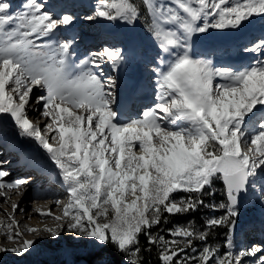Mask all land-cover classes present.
Returning a JSON list of instances; mask_svg holds the SVG:
<instances>
[{"label": "snow or ice", "instance_id": "6c2138e0", "mask_svg": "<svg viewBox=\"0 0 264 264\" xmlns=\"http://www.w3.org/2000/svg\"><path fill=\"white\" fill-rule=\"evenodd\" d=\"M141 5L162 54L155 70L158 93L154 106L122 122L113 107L117 78H105L101 69L108 64L119 72L127 62L124 50L105 46L73 65L74 39H53L72 24L71 14L56 16L44 3L26 0L24 10L13 15L0 0V114L45 151L67 192L62 214L53 217L56 226L27 232L43 231L52 239L75 232L76 239L112 245L126 264H143L141 236L156 248L159 264H245L258 254L249 264H264V249L235 250L233 244L241 194L264 180V38L244 46L256 59L239 70L215 67L192 51L194 37L210 29L239 30L264 19V0H141ZM140 16L133 0H98L87 19L131 25ZM34 95L43 126L27 116ZM8 175L0 170V196L21 194L28 181L4 182ZM215 180L222 181L226 200L210 207L223 215L210 217L204 230L189 224L169 229L170 239L153 234L169 216L209 207L203 195ZM176 193L186 195L177 199ZM260 195L264 203V187ZM18 209L12 203V215L0 220V233L18 246L0 252L23 255L35 243L19 239L25 233L15 219ZM39 214L51 216V210ZM218 227L227 229L223 252L206 243Z\"/></svg>", "mask_w": 264, "mask_h": 264}, {"label": "rangeland", "instance_id": "374dc122", "mask_svg": "<svg viewBox=\"0 0 264 264\" xmlns=\"http://www.w3.org/2000/svg\"><path fill=\"white\" fill-rule=\"evenodd\" d=\"M135 1H136V4L138 5V7L140 8V12H141L140 19L137 20L134 24H131V25L126 24V23H124L122 21L116 20L119 23L118 27L123 30L124 39L126 38V36L128 34H130L133 37L134 44H136V39L140 42V38L139 37H142V35H147L149 37L148 42H152L154 44V41H152L150 33L148 32V24L150 23V18L148 17V15L146 13V10L142 7L141 0H133L134 3H135ZM90 2L91 3H90V8L89 9L91 10L92 16H93L94 15V10H95L94 4L98 3V0H90ZM62 13L63 14H68V9H64V11ZM84 14L86 16H88V17L90 16V12L89 11L86 12V10H85ZM79 16H81V15H79ZM74 19H76L75 16H73V20ZM78 20H84V21L87 20L90 23H92L91 27L93 28V30L92 29H87L88 32L91 31V33H92L90 35L91 37H94V35L97 34V28H98L97 23H98L99 20H100L99 22H102L104 24H107L108 22H110V21L105 20L103 18H95V19L89 20L87 18H83V17L80 18L79 17ZM79 23H80V27L81 28H87V26L89 25L88 22L85 25H83L81 22H79ZM124 28H126V29H124ZM211 31H212V33H218L219 32L218 30H214V29H212ZM81 35H83L82 31H80V36ZM86 36L89 37V35H86ZM243 39H244V37H243ZM212 41H213V39L210 40V41H206L205 43H207V42L209 43V42H212ZM226 45H227L226 43H222L221 44V46H226ZM101 46H110L111 47V45L108 44L107 42H104V41L100 40L99 43L97 44L96 48L98 49ZM115 47H120L122 49H125L124 48V44H120L119 46H115ZM141 53H142V50H141ZM125 54L127 56V52L126 51H125ZM140 56H142V55H140ZM82 57H85V56H82ZM262 58H264V57H262ZM154 61H155L154 58H152L151 59V63H150V65L152 67L149 68L150 72H152L154 70V65H155ZM145 63H147V60L145 61ZM106 67H107V64L103 65V68L101 70L105 71ZM106 75L104 76L105 78H107ZM107 76H109V75H107ZM156 82H157V80H156ZM152 90H154L153 91L154 94H157L158 93V86H154V89H152ZM34 93H35V95H39L40 94L39 91H37V90H34ZM35 95L33 96V100H32L31 106H29L27 108V116H28L29 119L31 118L30 120L34 124L35 123H40L41 124V122H39V121L44 120V119L42 117H40L39 110H38L39 116H37V117H34L30 113V110L32 108L36 107V109H37L39 107L35 103ZM156 97H157V95L155 96V98ZM155 102L156 101H154L153 103L155 104ZM36 121H38V122H36ZM41 126H43V125H41ZM11 127H12L11 131L14 130L13 126H11ZM14 128H15V130H14L15 137L16 138H24V137H21L19 135V132L16 129V127H14ZM245 130L247 131V129H245ZM25 139H29V138H25ZM38 155H40V153H38ZM8 156L9 155H6L2 159H0V163L2 161H5L6 164H7L9 159H10V158L7 159ZM12 156H13L12 158H15V154L14 153H12ZM10 165H12V164H10ZM11 168H12L11 169V171H12L13 167L11 166ZM2 169H6L7 170L6 172L9 174L8 176L5 177V178H7L5 181L12 180L11 179L12 174H11V171H9V168L5 164H2L0 166V170H2ZM23 174H24V176L22 175L23 178L28 175V174H25V173H23ZM16 179H17V176H13V180L17 181ZM27 179H29V177L28 178L26 177V180ZM37 184H39V182ZM27 185H30V184L27 183ZM251 186H254V185H250L249 188ZM253 189L255 191H258V193H259V192H261L262 188H260V186H257V187H253ZM26 192L27 193L29 192L28 188L26 189ZM184 195H186V194H184V193H176L175 194L177 199H179L181 196H184ZM249 195H248V192L245 193L244 194V198L241 201L242 203L244 201H246L247 202L246 205L248 204V207L245 208V211L240 212V207H239V213L240 214H239V216L237 218V227H236V230H235V232L233 234V243L234 242H238L236 245L234 244V247H235L236 250H237V248L240 249V247L243 249V248L251 247L253 245L259 246L261 249H264V247H263L264 243L263 242L260 243L258 241V239L262 235H264V210H261V211L257 210L256 206L252 203L251 198L249 197ZM2 197H5V196H2ZM49 198H50L49 196L33 197V195H32L31 199L26 201L27 205L26 206L20 205V207L23 208V210H25V211H29V210H32V209L35 208V202L41 201L42 199L48 200ZM54 199L55 198H53V200ZM45 200H42V201H45ZM203 200H204V205H209V207L200 206L194 212H187V213L175 215V217H179V220L168 218V222L167 223H163L162 222L159 226L154 227V229L152 230L153 234L154 235H156V234L164 235L166 239H170L171 237L168 236L169 229H172V228H174V227H176L178 225L187 226L189 224L194 226L197 230H204L205 222L210 217H213V216L219 217V216L223 215L224 214V210L219 209V208H217L216 210H213L210 207L211 205H217L218 206L220 203L225 202V200H226V197L224 195L223 185L221 184L220 180H215L213 182L212 186L207 189V191L203 195ZM23 203L24 202H22L21 204H23ZM9 205H10V203L7 202L6 204H4V207L6 209H8ZM263 205H264V203H263ZM51 208L52 207H51V204H50L49 207H48V210L49 209L51 210ZM58 209L59 208H57V210ZM58 212H59V210H58ZM1 213H3V209H2V205L0 204V214ZM61 214L62 213L59 212V215H61ZM252 215H253L255 220L259 221L257 226L262 231V235L261 236L258 235L257 238L252 240V243H250V241H248L247 244H244V243L242 244L239 241L240 237H239L238 234L240 232V229L245 227V226L246 227L243 230V234L247 235L248 233H250V231H251L250 226H252L255 222L254 223L252 222V224L248 225L249 222H247V221H248V218L250 216H252ZM244 217H245V219H244ZM30 218L31 217H24L23 216L22 217L23 225L27 221H30L31 220ZM47 220H49L50 224H53L54 221H55L53 218H49V217H46V216L45 217L44 216L40 217V222L41 223L46 222ZM220 229H222V231L224 233H221L217 238H214V239L211 236L212 237L211 238L212 239L211 242L209 243V240H207L206 243L208 245L212 246V247H219L221 249V252H223V251H226V249H224L223 245H224V243H225V241L227 239V229L223 228V227H220ZM214 230L215 229H213V231ZM244 231H246V232L244 233ZM252 231H253L252 234L246 236V238H244V240H247L249 237H255L254 234H259V232L257 231V227H254L252 229ZM34 234L35 233H31V234L25 233V237L33 236ZM59 237H60V239H59L60 240V245H54L50 241L37 242L28 251H26L23 255H16V254L11 253V252H0V256L1 257H4L5 253L11 254L10 259L4 260L3 262H1V264H79L80 261H84L86 264H113L112 259L106 254V252L104 250V246H98L93 241H92V245H91L90 244V240L80 239L79 240V242H80L79 248H75L74 251H72L71 253L70 252L68 253L66 251V247L67 246L64 244L62 235L60 234ZM19 239L22 240L21 238H19ZM195 246L199 249L203 245H202V243L199 240H197V241H195ZM53 253H57L59 258L56 259V256L52 255ZM189 255H192V253L189 252ZM259 255L260 254H258L257 257L245 258V261H255L256 259H258ZM121 257L123 259L122 263L126 264V259H125V257L123 256L122 253H121Z\"/></svg>", "mask_w": 264, "mask_h": 264}, {"label": "bare ground", "instance_id": "6f19581e", "mask_svg": "<svg viewBox=\"0 0 264 264\" xmlns=\"http://www.w3.org/2000/svg\"><path fill=\"white\" fill-rule=\"evenodd\" d=\"M79 1L80 2H79L78 6L84 5L85 2H83V0H79ZM64 9H67V7ZM64 9L61 11V13L64 11ZM84 9L86 10V8H84ZM86 12H88V11H86ZM118 25H119L118 21L115 20V21L108 22L104 26L105 28H107L109 30L117 32V33H115V36H117V37H115L116 41L120 40V38L124 35L123 30L120 29L118 27ZM69 26L78 28V27H80V23L78 20L74 19L72 24ZM85 37L87 39L89 38L86 35H82L81 39H83ZM246 37H247V35L244 36L243 40H245ZM65 38H68V37H65ZM124 40H127V43H128V49L126 50L127 62H126L124 74H123L124 88L127 89L128 91H130L131 96H133V97H137V96L139 98H142L144 96L146 97L147 95H149L150 89H152V86L150 85L151 80L149 78H147L143 82L138 81L142 75H147V76L150 75L148 70L144 69L142 67V63H144V61L146 60V57L143 53L142 56H140V60L135 61L136 56H138L140 54L137 51L138 49L135 47L133 37L130 34H128ZM222 43H227L228 45H232L233 47H235V45H236L234 43V41H223V42H221V44ZM75 46H76L75 43H73V47H75ZM226 46H222V47H226ZM211 47H215V44H211L210 46H202L201 49H206V48H211ZM129 51H131V53H132L131 56H129ZM142 52H143V50H142ZM228 60H232V59H228ZM110 70H111V68H110ZM106 77H107V75H106ZM137 86H139V90L135 93V89ZM30 113L34 117L39 116L38 108L36 109V107L32 108L30 110ZM3 116H4L3 114H0V124H2L4 127L3 133L0 134V144H3L5 148L9 147V152L15 154V158H13L9 161V163L12 164V165H10V164L9 165L13 167V170L11 172L16 170L17 173L28 174L30 177H29V179H27V181H28V184H30V185H26L25 189L22 190L21 194H16L15 191H6L5 195H4L5 197L0 196V204L2 205V209H3V213L0 214V220H4L6 215H12L11 204L12 203H18L19 209L17 210V212L15 214V219L19 223V227H20L21 232L28 233L27 230L29 228H35L37 230H42L46 226L47 227H55L56 223H57L56 221H54L53 224H50L49 220L41 223L40 222L41 215L39 214V212H40V210H43L44 212H48L49 211L48 207L51 204V207H52L51 208V216H46V217L53 218L54 216L59 215V212L62 213L61 210L63 208V204L67 201V192L65 190V187L61 182H59V184L52 183L51 181L54 182V179L50 180L49 175L46 174V171H53V172H55V174H53L54 177L55 178L57 177V179H58V170L55 168V166L48 159L45 151L33 139H31V138H29V139L16 138L15 133H14V130H15L14 122L11 120V118H10L9 122L5 121ZM126 117L128 118V116H126ZM36 122H38V121H36ZM39 122H41V125H43L44 120H41ZM7 124H10L11 126H13L14 130H12V131L10 130V133L5 131ZM4 147L0 149V154H3V156H4V152H3ZM38 153H40V155H38ZM262 176H264V174H262ZM3 179L5 181L7 178H3ZM40 179L42 182V186H40V187L35 186L36 183ZM22 180H26V177H24ZM46 186H49L50 189H46L45 188ZM257 186H260V188L264 187V180L257 179L254 186H251L249 188L248 195L250 194L249 197L251 198L252 203L256 206L257 210L261 211V210H264V205H263V203H261L262 198H261V195H259L260 192L258 193V191H255L253 189V187H257ZM27 188L29 189L28 193L26 192ZM32 195H33V197L49 196L50 198L48 200L42 199L45 201L41 200V201L35 202V208L32 210H29V211L23 210V208H21L20 205L26 206L27 205L26 201L31 199ZM8 197H10V199H8V202L10 203V205H9V208L6 209L4 207V204H6V203H4V201ZM53 198H55L54 199L55 201L53 200ZM243 198H244V196H243ZM57 200L61 201L60 205L56 204ZM22 202H24V203L21 204ZM246 203H247L246 201H244L243 203L240 202V205H239L240 212L245 211V208L248 207V204L246 205ZM57 208H59L58 209L59 212H58ZM23 216L24 217H31L30 218L31 220L27 221L24 225L22 223V217ZM247 222H249L248 225L252 224V222L253 223L255 222L257 224L259 223L258 220L254 219L253 215L248 218ZM62 223H66V221H62ZM245 232L246 231H244V233ZM61 235H62L64 244L67 246L66 251L68 253L69 252L71 253L72 251H74L75 248H79V244H80L79 240L80 239L75 238L76 237L75 232L64 231L61 233ZM20 238L22 240H25V239L33 240V241H35L34 245L37 242H43V241H50L54 245H60V240H59L60 237L59 236L56 239H52L50 237V235H48L47 233H44L43 231H38L33 236H29V237H25V235H23ZM258 241L260 243L264 242V235H262L258 239ZM90 244L92 245L91 240H90ZM15 246H18V244L7 240L5 238V236L2 233H0V247L9 248V247H15ZM240 249H242V248L240 247ZM240 249L237 248V250H240ZM52 255L56 256V259L59 258L57 253H53ZM10 257H11V254H8V253H5L4 257L0 256V264H1V262H3L6 259H10ZM245 264H249V261H245Z\"/></svg>", "mask_w": 264, "mask_h": 264}, {"label": "trees", "instance_id": "16d2710c", "mask_svg": "<svg viewBox=\"0 0 264 264\" xmlns=\"http://www.w3.org/2000/svg\"><path fill=\"white\" fill-rule=\"evenodd\" d=\"M168 218L179 220V217H175V215L169 216ZM221 233H224V232L222 231V229H220V227L215 228L214 231L212 230L210 232L207 240H209V243H210L212 240L211 239L212 237L213 239L217 238ZM140 247L142 249L141 257H142L143 264H159L156 248L149 245L147 243V238L144 236L140 237ZM104 250L106 254L112 259L113 264H123L121 253L118 252L112 245L109 244V245L104 246Z\"/></svg>", "mask_w": 264, "mask_h": 264}, {"label": "water", "instance_id": "95a60500", "mask_svg": "<svg viewBox=\"0 0 264 264\" xmlns=\"http://www.w3.org/2000/svg\"><path fill=\"white\" fill-rule=\"evenodd\" d=\"M247 26H248V25H246L245 27L247 28ZM238 33H241V32H238ZM238 33H236V34H238ZM243 194H244V193L241 194V200H242ZM79 264H86V263H85L84 261H80Z\"/></svg>", "mask_w": 264, "mask_h": 264}]
</instances>
